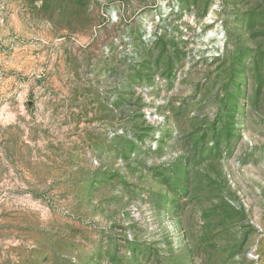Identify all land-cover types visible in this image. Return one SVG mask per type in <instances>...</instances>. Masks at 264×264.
<instances>
[{
  "label": "rangeland",
  "instance_id": "obj_1",
  "mask_svg": "<svg viewBox=\"0 0 264 264\" xmlns=\"http://www.w3.org/2000/svg\"><path fill=\"white\" fill-rule=\"evenodd\" d=\"M0 264H264V0H0Z\"/></svg>",
  "mask_w": 264,
  "mask_h": 264
}]
</instances>
